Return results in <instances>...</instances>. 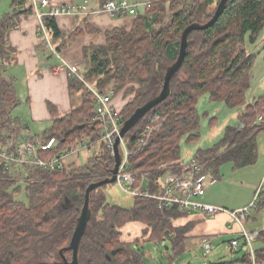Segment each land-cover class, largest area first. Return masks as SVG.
Wrapping results in <instances>:
<instances>
[{
	"label": "trees",
	"instance_id": "obj_1",
	"mask_svg": "<svg viewBox=\"0 0 264 264\" xmlns=\"http://www.w3.org/2000/svg\"><path fill=\"white\" fill-rule=\"evenodd\" d=\"M9 1L13 11L0 21L2 59L14 51L11 32L19 28L23 16L34 14L32 0ZM154 1L151 9L133 18L129 31L108 33L104 46L84 50L82 79L72 72L68 79L71 94L79 93L81 104L63 116L51 104L48 106L51 126L41 137L44 142L55 141L56 146L43 157H56L83 138L91 144L98 141L100 130L90 88L112 94L113 103L117 98L125 101L120 110L124 123L138 109L157 99L168 70L179 58L184 31L191 25H206L221 2ZM44 23L53 41L63 40L56 52H61L65 39L82 35L80 28L64 35L52 17L44 18ZM263 31L264 0H230L215 25L189 34L185 60L171 80L170 95L124 137L129 151L135 153L129 158L130 170L149 172L153 191L168 171L180 172L194 160L202 162L204 176L209 173L217 178L224 164L243 168L254 163V142L264 131V92L252 105L247 104L254 64L247 44L254 43ZM1 68L0 142L9 137L18 142L28 129L13 117L20 101L14 80H6L3 63ZM202 99L244 111L238 114L235 126L226 128L217 145L197 151L186 162L182 158L183 145L200 139L202 122L212 125L216 120L210 119L207 112L200 113ZM156 117L159 121L155 123ZM157 123H162L160 130L138 151L140 141L146 139L147 127ZM114 168L115 158L102 146L85 167L67 165L62 173L34 170L24 184L17 174H3L0 166V264H72L70 247L86 190L109 178ZM107 187L90 194V219L79 245L78 264H146L143 254L134 250V242L122 241V229L133 224L142 225L146 242L168 243L172 237L168 243L172 253L165 256L169 262L186 252L187 235L193 226H175L174 222L184 216L178 208L159 207L158 202L143 198H136L130 209L113 206L105 196ZM263 210L261 204L257 211ZM254 252L256 262L264 264V229L259 230ZM234 264H252L250 254L246 252Z\"/></svg>",
	"mask_w": 264,
	"mask_h": 264
},
{
	"label": "built area",
	"instance_id": "obj_2",
	"mask_svg": "<svg viewBox=\"0 0 264 264\" xmlns=\"http://www.w3.org/2000/svg\"><path fill=\"white\" fill-rule=\"evenodd\" d=\"M155 3L154 0L145 3H131L127 0H110L101 11L107 13L111 18L116 19L123 16L137 17L141 9L149 10ZM34 15L37 18L43 35L47 36L44 18H59L63 16H82L87 15L90 9L86 6H58L52 5L48 0H32ZM74 75L82 79L77 70H73ZM95 99V122L99 125L100 138L96 143H90L87 138L78 140L69 148L61 151L56 157H43L50 150H54L56 143L51 140L44 142L41 136L27 138L26 136L18 142L9 137L7 142H0V166L3 174H21V181H27L30 173L34 170L45 171L49 173H62L67 166V162L80 155L83 150L93 149L96 151L99 146L105 147L115 158L114 146L124 125L120 110L113 103L112 94L105 95L99 91L90 88ZM156 123V121H155ZM162 123H157L147 127L145 131V140L140 141L139 150L145 147L150 136L160 130ZM121 164L117 174L116 185L121 190L135 198H143L158 202L159 207L178 208L183 214L193 215L202 214L213 218L218 214L225 213L229 215L232 225L240 228V239L231 241L230 245L234 253L239 252L242 246L250 254L252 264H259L255 259L254 244L259 236V231H249L244 222L251 215L253 209H257L260 190L264 189V177L261 181L260 189L254 201L246 208L238 211H228L219 207L206 204L203 199L208 190L203 175V164L199 160H194L182 167L177 173H170L168 182L159 180L155 184L157 190L153 191L150 186V173L130 170L129 158L135 153L129 151L124 138L120 139ZM137 151V152H138ZM17 176V177H18ZM145 182L148 183L145 186ZM258 197V198H257ZM204 251L206 255L211 253L209 242H205Z\"/></svg>",
	"mask_w": 264,
	"mask_h": 264
},
{
	"label": "rangeland",
	"instance_id": "obj_3",
	"mask_svg": "<svg viewBox=\"0 0 264 264\" xmlns=\"http://www.w3.org/2000/svg\"><path fill=\"white\" fill-rule=\"evenodd\" d=\"M157 5V2L156 4ZM11 3L9 0H0V21L3 15L12 13ZM249 53L254 55V64L251 72L252 80L251 87L247 94V104L252 105L254 101L263 95L264 92V31L259 34L254 43L248 42L247 44ZM4 64V69L7 70L6 80H10L17 71V58L16 53L11 51L5 56V59L0 58V72H2L1 64ZM79 74L82 70H77ZM16 77H18L16 75ZM20 79V78H19ZM20 80L19 84L13 82L17 91V96L20 101L19 107L13 111V117L19 120V123L25 126L28 130L23 131V137L29 138L42 136L43 133L49 129L51 123L48 121H34L32 120L29 105L27 104V92L25 84ZM75 97L72 101V108H76L79 105V101L75 99L80 98L78 93L72 95ZM114 103L117 104V109H120L125 101L121 98L114 99ZM200 113L207 112L210 119H216L212 125L207 122H202V128L200 131L201 137L193 144L183 145L182 158L184 161H189L199 150H208L217 145L225 136L227 127L235 126L237 124L238 114L243 112L244 109H229L225 104L210 103L209 100L202 99L199 103ZM207 119L209 121L210 119ZM158 122L159 118H155ZM7 130L5 129L4 132ZM10 141V139L8 140ZM7 142V140L5 141ZM255 161L254 163L243 167L236 168L233 163H227L221 166L219 171V177H212L209 173L205 175V182L208 185L205 198L207 200L214 201L216 204L229 210H235L237 207L248 205L253 202L261 186L260 177L264 171V131L257 135L255 139ZM95 151L93 149L83 150L80 155L71 158L67 165H72L75 168L85 167L87 163L94 157ZM179 170V169H178ZM174 174L172 171H168L166 174ZM18 176V175H17ZM21 174L18 176L19 182L24 184L27 182L21 181ZM167 175L163 181L166 182L169 179ZM148 183L145 182V186ZM258 207L264 204V189L260 190ZM105 196L107 202L110 205L117 206L124 209H130L134 205L135 197H131L125 194L121 188L116 185H109L105 190ZM257 207V209H258ZM253 209L251 215L244 222L247 230L255 227L258 230L264 229V210L257 211ZM124 233L122 241L134 242V250L140 251L144 256V262L146 264H208L209 262H217V264H234L240 260L244 255V246L239 252L229 256L228 243L230 242V236L216 237L210 241L211 254L206 255L203 249H197L196 252H185L179 258L173 262H169L167 254L171 255V251H166L168 243H156L146 242L143 237L142 225L133 224L126 226L122 229ZM142 238V239H141ZM242 244V239H239ZM169 252V253H168Z\"/></svg>",
	"mask_w": 264,
	"mask_h": 264
},
{
	"label": "crops",
	"instance_id": "obj_4",
	"mask_svg": "<svg viewBox=\"0 0 264 264\" xmlns=\"http://www.w3.org/2000/svg\"><path fill=\"white\" fill-rule=\"evenodd\" d=\"M48 1L52 5L86 6L90 9L87 15L56 18L58 28L64 35L77 28H80L82 31V35L72 40L65 39V45L61 49V52H56V48L62 45L63 40L53 41L49 34L47 36L43 35L40 24L34 15L35 13L29 16H23L20 20L19 28L10 34V45L16 53L18 67L15 72L18 77L14 75L10 79L15 80L17 85L23 79L22 82L26 87L27 104L29 105L32 120L48 121L51 123L52 116L48 108L50 104L55 107L57 113L61 116L74 109L71 105L75 97H72L73 94L70 92L68 79L70 72H73V70H82L84 50L90 47L104 46L108 33L119 29L129 31L133 27L134 17L121 16L113 19L107 13L102 12V6L110 0ZM127 1L131 3H145L152 0ZM145 11L147 10L141 9L139 13H144ZM75 100L79 101V105L76 107L78 108L81 104V95L80 98ZM117 104L114 103V106L117 107ZM123 106L118 110H121ZM25 134V136H28L27 132ZM167 175L170 176L169 173L165 174L161 180ZM263 177L264 171L261 174L260 180ZM203 201L206 204L225 209L214 201L207 200L205 197ZM251 203L237 207L235 210H229L227 208L225 210L238 211L248 207ZM174 224L176 227L186 226L188 224L193 226L186 239L187 252H196L198 248L204 250L205 242L210 243L216 237L230 236L231 240L228 243L227 250H229V256H233L234 252L230 243L233 240L240 239V228L237 225H232L231 218L225 213L218 214L213 218L202 214H184ZM249 231L259 230L253 227ZM244 251H246L245 248ZM208 264H217V262H209Z\"/></svg>",
	"mask_w": 264,
	"mask_h": 264
},
{
	"label": "water",
	"instance_id": "obj_5",
	"mask_svg": "<svg viewBox=\"0 0 264 264\" xmlns=\"http://www.w3.org/2000/svg\"><path fill=\"white\" fill-rule=\"evenodd\" d=\"M229 1L230 0H221V2L219 3V5L217 7V10H216L214 17L206 25H191L184 31V33L182 35V39H181L179 58H178L177 62L168 70L166 78H165L164 87H163V90H162L160 96L157 99L149 102L145 106L138 109L135 112V114L127 122L124 123L122 130H121V133H120V137L117 138L115 146H114L115 168L113 169L111 176L109 178L103 180V181L93 183L86 190L84 208H83L82 214L78 220V225H77L76 231L74 233V236H73V239L71 242V247H70V249L73 251V262H72V264H78L79 245H80V242H81V240L85 234V231H86V228L88 225V221L90 219L89 202H90L91 192H93L99 188H102L104 186L113 185L117 181V174H118L119 167L121 164V155H120V151H119L120 139L121 138L123 139L129 133V131L132 130L152 109H154L156 106H158L159 104H161L162 102H164L168 98V96L170 95L171 80L175 76V74L180 70V68L183 65L184 60H185L186 51H187V47H188V36H189V34L193 31H205V30L211 28L213 25H215L216 22L221 17V15L224 11V8ZM166 234L168 235V233H166ZM171 240H172V237L170 236L168 243H171ZM169 250H170V247L166 246V251H169Z\"/></svg>",
	"mask_w": 264,
	"mask_h": 264
}]
</instances>
